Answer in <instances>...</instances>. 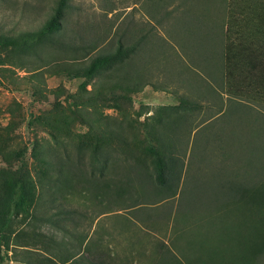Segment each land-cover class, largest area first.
Wrapping results in <instances>:
<instances>
[{
    "label": "rangeland",
    "instance_id": "374dc122",
    "mask_svg": "<svg viewBox=\"0 0 264 264\" xmlns=\"http://www.w3.org/2000/svg\"><path fill=\"white\" fill-rule=\"evenodd\" d=\"M57 1L0 0V34L39 29ZM63 13L34 50L0 47V179L22 175L33 198L12 219L0 264H158L167 249L182 264H244L231 258L243 246L225 238V220L203 222L219 185L264 173V87L252 79L264 61V0H68ZM226 39L242 53L224 77ZM120 41L137 45L123 63L88 81L73 75ZM181 99L192 104L168 127ZM161 141L177 163L170 191L148 152ZM55 157L59 170L46 163ZM54 204L75 215H55Z\"/></svg>",
    "mask_w": 264,
    "mask_h": 264
},
{
    "label": "trees",
    "instance_id": "16d2710c",
    "mask_svg": "<svg viewBox=\"0 0 264 264\" xmlns=\"http://www.w3.org/2000/svg\"><path fill=\"white\" fill-rule=\"evenodd\" d=\"M67 5L68 0H58L50 18L37 30L21 32L17 36L0 34V47H10L22 51L34 50L37 46L45 43L51 34L57 32L61 28V19ZM227 29L228 27H226L225 33ZM234 44L235 42L228 39H226V43L224 44V63L222 65L224 70H226L224 77H226V74L229 76L232 75L238 60L241 58L242 50L239 47L236 48ZM136 48V44H124L120 41L113 51L91 57L88 64L75 69L73 75L75 77H84V81L91 80L99 73L110 71L115 66L123 63L136 52ZM253 62V60L250 61L248 59V64H250L251 67L254 66ZM260 65L262 70L258 71L256 76L252 79L255 83H258L259 86L263 85L264 87V61H262ZM188 104L192 103L186 99H181L177 105L169 106L168 111L171 110L169 114H173L172 116L174 119L164 124L168 125V127L176 126L178 121L183 118V115L179 114L181 117L178 115L179 110H185ZM171 115H169L168 118H170ZM160 121L162 122L163 118ZM28 125H30L29 122ZM173 129H175V127H173ZM161 143L163 146L160 149L149 148L148 152L153 155L150 159V163L155 173L156 182L170 191L173 187L168 179L172 178V167L177 163L176 158L170 152L172 150L171 142L169 145L164 141H161ZM36 146L37 144L33 147L35 155L39 152ZM100 149L101 148L97 146L92 150V158L93 161L100 163L99 170L103 173L106 167L107 157L105 152ZM55 158L56 159L46 161V163L51 167H57L59 170L58 166L62 167L63 162L60 157ZM61 171L62 168L59 172L60 174ZM70 173L71 172H68L69 176ZM46 175L49 179L53 177V184L59 183V176L54 175V177L49 171L46 172ZM248 175H251L250 178H252L250 182L244 179V177L241 182L238 180L240 177L236 180L226 181V183L224 180H221L224 181L223 184H225L218 186V194L214 192L215 197L217 196L216 201L208 204L210 207L206 209V214H204L205 222L203 223L206 225H213L215 218L222 220V222L225 220L224 224L227 225L223 230L225 238L229 239V243L233 244V246L239 243L243 246L240 254L234 251V257H231L233 261H242L244 264H264V182H262L263 185H258L257 181L253 182V179L255 180L256 177L260 179L262 177L261 175H264V173L260 174V171H256V173ZM68 181L70 183L71 180L69 179ZM177 182L178 179L176 184ZM32 201L31 189L27 180L22 175L12 176L9 179H0V260H3V255L1 254L2 247L8 249L11 234L9 227L12 219L24 212ZM239 206L242 207L243 210H240V219L237 218V222L234 220V214ZM54 209L55 215H61L64 214V212L65 214L67 213L66 218H64L66 220H71L73 215H75L74 210L68 209L63 211L62 207L59 208V206L55 204ZM216 211L220 214L213 217L212 213ZM70 212L72 214H70ZM67 215H70V217L67 218ZM47 221H52L54 225L59 227L58 218L54 219L49 217ZM236 223L237 226L240 227V230L235 229ZM160 255L161 260L158 264H182L180 262L181 260L169 249L163 251ZM88 259H81L78 264H106L100 259ZM45 260L49 263L45 262ZM68 261L69 257H66V260L63 262H65V264H77L76 261ZM36 264L56 263L52 262L50 257L46 256L39 259Z\"/></svg>",
    "mask_w": 264,
    "mask_h": 264
}]
</instances>
